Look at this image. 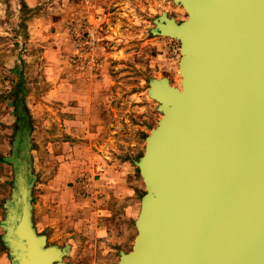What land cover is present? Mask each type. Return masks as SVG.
<instances>
[{
	"label": "water",
	"instance_id": "water-1",
	"mask_svg": "<svg viewBox=\"0 0 264 264\" xmlns=\"http://www.w3.org/2000/svg\"><path fill=\"white\" fill-rule=\"evenodd\" d=\"M173 1L188 19L163 13L153 34L181 43V86L149 81L162 117L137 163L147 193L118 264H264V0ZM26 114L4 242L12 264H66L69 248L34 226Z\"/></svg>",
	"mask_w": 264,
	"mask_h": 264
},
{
	"label": "rangeland",
	"instance_id": "rangeland-1",
	"mask_svg": "<svg viewBox=\"0 0 264 264\" xmlns=\"http://www.w3.org/2000/svg\"><path fill=\"white\" fill-rule=\"evenodd\" d=\"M38 1L0 0V159L7 160L0 163V207L2 198L9 200L14 188L10 161L14 158L19 124L23 120L19 119V106L24 107L33 126L32 154L37 183L45 180L40 164L46 163L47 142L50 155V144L58 129L56 124L49 123L48 137L45 133L48 130L42 125L43 114L30 108L36 102L28 81L34 84L32 80L37 73L49 72L45 64L36 66L35 58L46 62V50L28 44L26 25L23 26L27 21L24 17L44 7ZM22 2L36 7L24 10ZM97 4L101 11L91 26L97 34L99 49L92 61L96 72L105 68L109 76L113 111L104 114L103 126L96 130L95 137L79 139L86 145L83 155L93 171L69 178L68 187L79 188V201L69 199L67 193L65 203L49 208V214L43 204L39 205L41 189L35 184V228L46 237L47 246L69 248L64 257L66 264H118L122 252L133 250L136 220L147 193L137 163L144 156L146 138L162 117L158 102L148 94L149 81L168 78L173 86H181V43L153 31L155 21L163 13L175 18L177 23L186 21L189 14L183 6L173 0H97ZM20 11H24L21 17ZM88 56L87 61L92 53ZM49 114L52 115L50 110ZM23 129L25 133L27 127ZM54 165L49 157V166ZM8 264H12L11 258Z\"/></svg>",
	"mask_w": 264,
	"mask_h": 264
},
{
	"label": "crops",
	"instance_id": "crops-1",
	"mask_svg": "<svg viewBox=\"0 0 264 264\" xmlns=\"http://www.w3.org/2000/svg\"><path fill=\"white\" fill-rule=\"evenodd\" d=\"M42 1H47V3H40L39 0L37 4L44 5V7L31 13L30 17H24L27 21L23 26L26 25L28 44H36L46 50V62L35 58L36 66L40 63L41 66L45 64L49 72L46 75L37 73L32 80L35 83L31 84L29 80L27 84L30 90H34L31 97L36 102V105L30 106V108L32 111L43 114L44 124L42 123V125L48 130L45 132L47 136L49 137V123L52 126L56 124L58 129L50 144V155L49 141L47 142L46 163L40 164L41 176L45 180L37 183L36 162L32 154L34 150L33 126L30 125L32 169L35 175L32 189L33 222L34 193L37 189L35 184H39L41 189L39 205L43 204L48 214L49 208L60 207L65 203L64 195L67 193L69 199L79 201L77 200L79 188L68 187L71 182L69 178H78L85 175L86 171H93L86 164V156L83 155L86 145L79 142V139L95 137L96 130L103 126L104 114L113 111L110 102V79L105 68H99L97 72L94 69L80 68L72 64L69 58L73 52L74 30L77 31L80 25L92 27L95 16L101 11L97 0ZM59 1L64 2L62 6L58 4ZM28 3H21L24 10H33L36 7L35 5L30 6ZM22 14L24 11L19 12L20 17ZM38 85H45V88L40 89ZM49 110L53 116L49 114ZM49 157L51 163L55 164L53 168L49 166ZM2 199V207H0V264H8L10 257L8 258L9 251L4 242L5 231L3 229L7 200Z\"/></svg>",
	"mask_w": 264,
	"mask_h": 264
},
{
	"label": "built area",
	"instance_id": "built-area-1",
	"mask_svg": "<svg viewBox=\"0 0 264 264\" xmlns=\"http://www.w3.org/2000/svg\"><path fill=\"white\" fill-rule=\"evenodd\" d=\"M73 52L70 57L72 64L79 66L80 68L94 69L95 64L92 61L93 54L99 49V40L95 30L92 27H87L85 25H80L74 30L73 33ZM92 53L90 60H88V54Z\"/></svg>",
	"mask_w": 264,
	"mask_h": 264
},
{
	"label": "trees",
	"instance_id": "trees-1",
	"mask_svg": "<svg viewBox=\"0 0 264 264\" xmlns=\"http://www.w3.org/2000/svg\"><path fill=\"white\" fill-rule=\"evenodd\" d=\"M0 163H7V160L5 158L0 159Z\"/></svg>",
	"mask_w": 264,
	"mask_h": 264
}]
</instances>
